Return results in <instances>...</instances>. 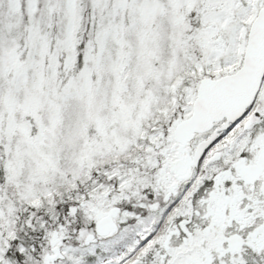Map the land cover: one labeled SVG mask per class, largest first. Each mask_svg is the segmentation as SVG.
I'll return each mask as SVG.
<instances>
[{"label": "snow or ice", "instance_id": "1", "mask_svg": "<svg viewBox=\"0 0 264 264\" xmlns=\"http://www.w3.org/2000/svg\"><path fill=\"white\" fill-rule=\"evenodd\" d=\"M0 264H264V0H0Z\"/></svg>", "mask_w": 264, "mask_h": 264}]
</instances>
